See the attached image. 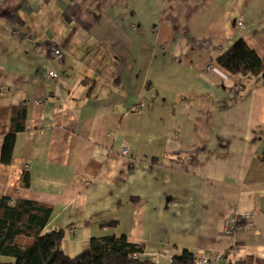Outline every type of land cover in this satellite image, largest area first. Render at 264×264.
I'll return each mask as SVG.
<instances>
[{
    "label": "crops",
    "instance_id": "obj_1",
    "mask_svg": "<svg viewBox=\"0 0 264 264\" xmlns=\"http://www.w3.org/2000/svg\"><path fill=\"white\" fill-rule=\"evenodd\" d=\"M240 39L264 64V0H0V195L51 205L71 258L115 236L159 264L264 259V82L243 95L217 64Z\"/></svg>",
    "mask_w": 264,
    "mask_h": 264
},
{
    "label": "trees",
    "instance_id": "obj_2",
    "mask_svg": "<svg viewBox=\"0 0 264 264\" xmlns=\"http://www.w3.org/2000/svg\"><path fill=\"white\" fill-rule=\"evenodd\" d=\"M217 64L239 78V89L245 95L249 82H264V64L258 54L240 39L217 59ZM26 106L13 108L11 128L4 137L1 162L12 163L18 133L26 127ZM22 188L29 187V175L24 174ZM53 207L37 201L12 199L0 195V264H156L148 259L133 260L130 255L142 253L144 247L132 244L125 237L106 236L92 239L88 249L74 258L62 250L63 230L46 232ZM169 264H195L194 255L183 252ZM234 264H264V259L247 256Z\"/></svg>",
    "mask_w": 264,
    "mask_h": 264
},
{
    "label": "built area",
    "instance_id": "obj_3",
    "mask_svg": "<svg viewBox=\"0 0 264 264\" xmlns=\"http://www.w3.org/2000/svg\"><path fill=\"white\" fill-rule=\"evenodd\" d=\"M238 26H239L240 28H245L244 21H243L242 19H240V20L238 21ZM54 55H55L57 58H62V54L60 53V51H55V52H54ZM49 76L52 77V78H54V79H55V78H56V79H59L58 74L55 73V72H50V73H49ZM122 154H124V155H128V154H129V149H128L126 146H124V147L122 148ZM243 217H244L245 219H247V220H250V218H249V216H248L247 214H244ZM242 226H243V222H242L241 218H240V217H236L235 219H233L232 221H230V222L228 223V226H227V228H226V230H225V233H226L227 235H229V234H235V235H236V234L238 233L237 231H238ZM224 256H225V253H223V256H222V254H219V255L216 257V260H221L222 257L224 258ZM162 257H164L162 253H158V252H152V253H150V252H147V251H145V250H144L142 253H140V254H134V255L131 256V258H132L133 260L150 259V260L155 261V262H159L160 259H161ZM171 260H172V259H171ZM198 263H199V264H208V261L205 260V259L200 258L199 261H198Z\"/></svg>",
    "mask_w": 264,
    "mask_h": 264
},
{
    "label": "bare ground",
    "instance_id": "obj_4",
    "mask_svg": "<svg viewBox=\"0 0 264 264\" xmlns=\"http://www.w3.org/2000/svg\"><path fill=\"white\" fill-rule=\"evenodd\" d=\"M60 53H61V52H60ZM232 76H233V75H232ZM234 77H236V76H234ZM236 80H237V85H238V88H239V81H240V80H239V78H237V77H236ZM237 90H238L239 92L243 93V92H242V89H237ZM248 92H249V89H248V91H247V94H248ZM123 147H124V146H123ZM123 147H122V148H123ZM122 148H121V151H120V152H121V155H122L123 157H128L129 154H128V155H124V154H122ZM243 216H244V213L236 212V213L234 214V216H233L231 219H229V220L227 221L224 230H226V228H227V226H228V223H229L230 221H232L233 219H235L236 217H240L241 220H242V222H243V226H242L237 232L239 233L240 231H244V230H246V229L248 228L249 220L245 219ZM226 236H229V237L234 238V237H235V234H229V235H226ZM236 245H237V244L234 242V247H236ZM150 253H152V252H150ZM223 253H224V252H218V253H216V254H214V255H212V256H206L203 252H197L196 254H193V255H194V263H195V264H199L198 261H199L200 258H202V259L207 260V261H208V264H228L227 261H226V259H225V256H224V258L222 257L221 260H216V257H217L219 254H222V256H223ZM134 254H140V253H133V254L130 255V258H131V256L134 255ZM148 260H150V259H148ZM150 261H152V260H150ZM152 262H154V263H156V264H159V262H155V261H152Z\"/></svg>",
    "mask_w": 264,
    "mask_h": 264
},
{
    "label": "rangeland",
    "instance_id": "obj_5",
    "mask_svg": "<svg viewBox=\"0 0 264 264\" xmlns=\"http://www.w3.org/2000/svg\"><path fill=\"white\" fill-rule=\"evenodd\" d=\"M58 59H60V58H58ZM211 69H212V68L210 67L209 70H211ZM53 79H54V78H53ZM55 80H56V78H55Z\"/></svg>",
    "mask_w": 264,
    "mask_h": 264
}]
</instances>
